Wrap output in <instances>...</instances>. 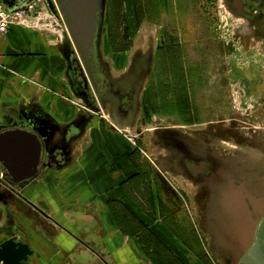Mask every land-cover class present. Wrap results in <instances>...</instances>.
Instances as JSON below:
<instances>
[{"label":"rangeland","instance_id":"obj_1","mask_svg":"<svg viewBox=\"0 0 264 264\" xmlns=\"http://www.w3.org/2000/svg\"><path fill=\"white\" fill-rule=\"evenodd\" d=\"M31 18L35 19L32 28L63 53L66 68L65 48L71 39L59 10L54 12L50 0H36ZM95 46L115 83L125 86L138 79L135 113L124 124L117 122L107 98L102 112L106 119L101 123L118 133L122 146L132 153L128 160L140 177L131 191L141 200L137 201L143 210L140 218L163 240V231L170 230L174 237L164 240L173 249L174 260L168 257L167 261L234 264L230 262L233 250L214 242L207 227L202 241L198 237L193 197L187 182L173 169L176 158H169L157 133L178 132L195 149L211 147L228 165H246L256 158L253 153L264 147L263 43L253 39L246 24L234 20L222 0H102ZM84 112L90 119L93 113L87 108ZM258 158L261 161L256 162L264 161ZM175 196L178 207L171 203ZM179 211L183 214L172 216ZM130 218L126 216L128 224ZM151 253L144 251L153 264H165Z\"/></svg>","mask_w":264,"mask_h":264},{"label":"crops","instance_id":"obj_2","mask_svg":"<svg viewBox=\"0 0 264 264\" xmlns=\"http://www.w3.org/2000/svg\"><path fill=\"white\" fill-rule=\"evenodd\" d=\"M26 18L23 26L11 25L0 33V134L18 129L15 122L21 115L30 124L39 120L43 144L47 135L50 138L41 160L46 161V151L54 154L58 146L65 147L66 161L52 162L39 176L38 164L34 184L24 194L74 237L21 200L10 198L0 206L8 222V228H0V244L13 237L25 243L32 255L22 264H102L93 248L107 264H153L144 255L143 234L152 233L170 251L164 240L174 237L170 230L163 231V240L140 218L141 200L131 191L140 177L128 160L132 153L122 146L118 133L101 123L106 119L103 109L90 119H79L87 116L86 106L72 93L63 53L32 28L31 15ZM8 120L11 126L6 125ZM19 130L38 135L31 127ZM85 138L88 142L81 144Z\"/></svg>","mask_w":264,"mask_h":264},{"label":"flooded vegetation","instance_id":"obj_3","mask_svg":"<svg viewBox=\"0 0 264 264\" xmlns=\"http://www.w3.org/2000/svg\"><path fill=\"white\" fill-rule=\"evenodd\" d=\"M14 1L17 4L19 3V0H9L11 3ZM29 1L33 0H23L24 5ZM50 1L54 12L58 14V9L55 6L54 1ZM222 4L224 9L234 18V20L241 21L247 25L253 39L260 40L264 46V0H222ZM98 28L99 22L94 35V44L90 50L91 55L89 58H86L87 66L81 64L80 60H78L79 58L72 49L73 47L71 43L68 42V51L66 53L68 67L66 70V76L69 80L72 93L77 98L79 97L82 99V102L89 111L92 113H98L101 109L105 110L107 98H109L111 100V105L109 104L111 114H113L114 119L117 122L124 124L131 117V115L135 113V103L139 88L137 82L138 79L123 86L120 83H115L109 77V73L107 69L101 65L96 51L95 42L98 35ZM20 116L18 117V121L15 122L16 127L18 129L31 127L34 131H36V133H38L36 136L41 143V154L42 150L47 148V145H49V136L47 135L44 138L45 144H43V131L36 125L39 120L35 119L34 124H32V122L30 124L28 121L21 120ZM84 116L80 115L79 119L81 121L85 120L86 118ZM83 117L85 119H83ZM11 125L12 124H9L8 126ZM177 133L178 132L170 130L158 131L157 140L164 148L167 155H169V158L170 155L176 158L177 168L174 167L173 169L187 182L186 185H188L187 187H189L190 195L193 197L192 202L194 207H192V209L194 211V220L199 229V231H197L198 237L202 241L201 233L203 232V229L207 227V229L212 232L214 242L218 241L220 246L231 249L239 248V241L241 240L238 238L235 239L233 235V231L236 230V225L234 220L231 218L232 215L230 216L224 209L221 208L223 204L222 199L219 198L220 194H222L221 191L224 192L228 190V180L218 177L220 166L223 161L218 158L217 153L213 151L211 147L207 148L206 146L201 145V149H195L190 141H188L183 135L180 136V134ZM57 144L58 143H56V145ZM258 151L264 156V147ZM65 153V147L60 145L57 147L54 154L46 151L44 154L46 161L41 160L40 156L38 176L39 173L42 172L46 166H50L52 162L59 165L62 161H66ZM150 169L152 168L150 167ZM161 177V179L169 183L166 176ZM31 183L34 184V181L24 180L21 183H15L12 177H10L5 170L0 169V206L3 207L4 205L2 200L10 198H16V200L19 199L24 202L28 208L34 210L43 218L53 222L56 226L60 227L74 237L69 229H66L65 227L62 228L59 223L40 210L25 196L24 192L28 191L27 189L30 188L28 186ZM175 193L176 195H179L180 192L176 190ZM171 203L175 207L179 206V201L176 199V196ZM246 204L247 212L243 211L241 213V217L244 218L246 222H254L255 227L251 243L248 245L246 251L242 254L235 251L231 252L232 256L230 258V262L234 264H242L244 262L248 250L253 247L256 239L260 242L261 246L262 241L264 240V211L260 213V210L255 209V206L258 207V205L260 206L262 203L258 202L256 204L255 202L246 200ZM40 212L44 215L40 214ZM181 212L182 211L173 213L172 216L176 217V215H182L183 213L181 214ZM0 213L2 215L5 214L2 210ZM201 214L203 215V221L201 220ZM6 219L7 215H4L0 222L1 224L4 221V224L0 227L2 230L8 228V222ZM202 222L205 223L204 227L202 226ZM260 228L262 231L261 234L258 235ZM92 251L94 252V255L101 260L102 264L107 263L98 249L96 250L93 248Z\"/></svg>","mask_w":264,"mask_h":264},{"label":"water","instance_id":"obj_4","mask_svg":"<svg viewBox=\"0 0 264 264\" xmlns=\"http://www.w3.org/2000/svg\"><path fill=\"white\" fill-rule=\"evenodd\" d=\"M53 1L61 14L74 53L81 64L87 66L86 58L91 55L94 35L98 22L100 23L102 0ZM0 2L12 11L24 6L23 0H19L18 4L15 1L11 3L9 0H0ZM40 152V140L32 133L14 129L0 134V165L15 183H21L24 180L33 181L37 174ZM253 154L256 158L253 157L246 165L238 162L237 166H232L223 162L218 173V177L228 180V190L221 191L219 198L222 199L221 208L230 216L232 215L231 218L236 225L233 235L235 239L238 238L241 241H239L240 247L232 250L240 254L244 253L250 245L255 227L254 222H246L241 217L243 211L247 212L246 200L256 204L261 202L262 204L255 206V209L260 210V213L264 211V161L256 162L261 161L258 156L262 158L264 156L261 152ZM40 214L44 215L41 212ZM1 220L0 213V222ZM261 231L260 228L258 235ZM31 255L29 247L21 241H16L15 237L0 244V264H22ZM242 264H264V240L261 246L256 239Z\"/></svg>","mask_w":264,"mask_h":264},{"label":"built area","instance_id":"obj_5","mask_svg":"<svg viewBox=\"0 0 264 264\" xmlns=\"http://www.w3.org/2000/svg\"><path fill=\"white\" fill-rule=\"evenodd\" d=\"M36 0L27 2L22 8L12 11L0 2V33L7 32L11 25H24L25 17L33 14Z\"/></svg>","mask_w":264,"mask_h":264},{"label":"trees","instance_id":"obj_6","mask_svg":"<svg viewBox=\"0 0 264 264\" xmlns=\"http://www.w3.org/2000/svg\"><path fill=\"white\" fill-rule=\"evenodd\" d=\"M145 234L150 239V240H147L146 241L143 238V240L146 243L145 246H144L145 247L144 248L145 251H148V250H151L152 249V253L148 251V253H151V256L152 257H155V256H157L159 258L162 257L164 260H166L165 261V264H169V262L167 261L168 260V257L169 258L172 257V259H173V254L170 252V250L165 245H163L162 243L158 242L157 239L155 238V236L153 234H150L148 232L145 233ZM151 242L154 244V246L152 248H149Z\"/></svg>","mask_w":264,"mask_h":264}]
</instances>
